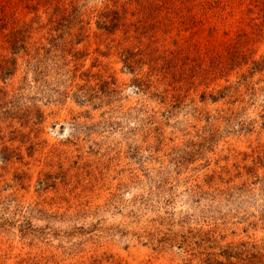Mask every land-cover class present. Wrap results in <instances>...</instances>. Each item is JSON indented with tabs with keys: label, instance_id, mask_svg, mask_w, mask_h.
<instances>
[{
	"label": "rangeland",
	"instance_id": "1",
	"mask_svg": "<svg viewBox=\"0 0 264 264\" xmlns=\"http://www.w3.org/2000/svg\"><path fill=\"white\" fill-rule=\"evenodd\" d=\"M241 243L264 254V0H0V264Z\"/></svg>",
	"mask_w": 264,
	"mask_h": 264
},
{
	"label": "trees",
	"instance_id": "2",
	"mask_svg": "<svg viewBox=\"0 0 264 264\" xmlns=\"http://www.w3.org/2000/svg\"><path fill=\"white\" fill-rule=\"evenodd\" d=\"M59 28L60 27H55L54 30H59ZM48 41L51 45V39ZM12 42V45L15 46L16 40H12ZM246 246V243H241L239 246H229L223 251L225 261L208 259V264H264V254L252 252L251 249ZM251 248H255V246L251 245ZM233 258L235 260H233Z\"/></svg>",
	"mask_w": 264,
	"mask_h": 264
}]
</instances>
